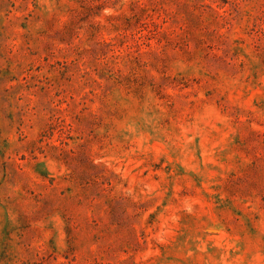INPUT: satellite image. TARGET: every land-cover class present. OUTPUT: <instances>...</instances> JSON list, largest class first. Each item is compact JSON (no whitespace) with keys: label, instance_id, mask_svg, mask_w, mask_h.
I'll list each match as a JSON object with an SVG mask.
<instances>
[{"label":"rangeland","instance_id":"1","mask_svg":"<svg viewBox=\"0 0 264 264\" xmlns=\"http://www.w3.org/2000/svg\"><path fill=\"white\" fill-rule=\"evenodd\" d=\"M0 264H264V0H0Z\"/></svg>","mask_w":264,"mask_h":264}]
</instances>
